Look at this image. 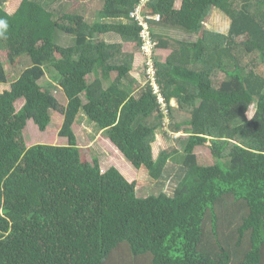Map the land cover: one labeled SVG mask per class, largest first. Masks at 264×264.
I'll list each match as a JSON object with an SVG mask.
<instances>
[{
	"label": "trees",
	"instance_id": "1",
	"mask_svg": "<svg viewBox=\"0 0 264 264\" xmlns=\"http://www.w3.org/2000/svg\"><path fill=\"white\" fill-rule=\"evenodd\" d=\"M7 1L0 46L29 64L11 76L0 55V84H10L0 91V264H112L121 251L123 264H264V0H101L93 21L72 8L85 0H21L13 12ZM139 7L156 49L171 53L154 59L153 81L116 75L106 86L135 66L125 44L143 46ZM218 10L227 32L206 25ZM178 109L189 114L171 125L183 149L156 157L157 131ZM52 110L68 144L27 146L28 120L45 131ZM80 113L172 192L141 197L118 168L83 161ZM208 142L212 164L195 152Z\"/></svg>",
	"mask_w": 264,
	"mask_h": 264
},
{
	"label": "rangeland",
	"instance_id": "2",
	"mask_svg": "<svg viewBox=\"0 0 264 264\" xmlns=\"http://www.w3.org/2000/svg\"><path fill=\"white\" fill-rule=\"evenodd\" d=\"M21 0H8L4 6L9 12H13L17 9L19 2ZM182 0H176L175 6L179 8L181 6ZM101 4V0H85L82 2H75L72 5V8L83 13L86 18L90 21H93L97 18V9ZM229 20L226 18V15L220 10L215 11L213 16L206 23L207 27L210 29L224 31L227 32L229 27ZM156 29L164 30L163 27L155 26ZM168 30L169 34L174 37H178L181 39L192 38L193 35H188L187 32L180 28H170ZM106 39L109 41H117L118 36L113 33H109L106 36ZM72 40V37L68 35H62L58 42L61 44H68ZM125 48L127 51L135 52V66L129 72V76L123 75L119 72H113L110 77L104 78V83L107 84L116 77V75L131 77H138L139 83L143 86L149 80L147 74H151V66L154 63V59L165 60L166 57L171 53L170 49L158 48L156 47L146 53L141 48L137 49L135 43H127L125 44ZM0 55L6 58L7 55V47L0 46ZM25 55H20L17 57L16 62L13 65L7 58L5 59V67L7 71H10V75L13 76L14 72L12 69L15 68V72L17 74L20 73L23 67L29 64V61H26ZM149 70V71H148ZM94 75H90L88 77L89 80H92ZM148 80V81H147ZM153 81V79H152ZM53 82V81H52ZM10 84H0V91L8 88ZM157 90V85H155ZM59 96V101L63 104H66L67 100L63 96L62 92L56 93ZM162 101V100H161ZM172 105L177 107L176 99L171 101ZM24 104V100L20 99L16 102V107L20 109ZM255 112V108H251L248 112V116L252 117ZM52 120L48 125L45 131H41L37 124L29 119L24 129V138L27 146H31L37 143H45V144H58V145H67L68 139L67 137H63L59 134L61 126L63 124L64 116L56 111H51ZM189 118V114L180 109L175 110L173 118H166V122L164 127L158 129L156 141L153 143V153L157 157L161 151L164 149H177L178 151H182L183 146L179 144L177 141V137L180 135H184V132L181 130L179 132H173L171 130V125L173 123L179 124L181 122L186 121ZM74 131L77 135L78 144L81 150L82 160L89 161L93 164H97L101 167L102 171H106L111 167L118 168L128 180L136 181L137 183V194L141 197H146L149 194H157L161 190H165L167 192H172V184H168L166 186L159 185L158 181L153 179L147 172V170L142 168L135 167L126 157L125 155L109 140L105 137V135L98 131L90 121H88L84 115L79 114V118L76 121L74 126ZM209 142L203 146H199L196 148L195 152L197 153L199 160L203 163H214L216 159L212 156ZM149 257V256H148ZM143 256L138 260H141V264H151L150 257ZM112 264H123V254L121 253L116 255L114 254L112 257Z\"/></svg>",
	"mask_w": 264,
	"mask_h": 264
},
{
	"label": "built area",
	"instance_id": "3",
	"mask_svg": "<svg viewBox=\"0 0 264 264\" xmlns=\"http://www.w3.org/2000/svg\"><path fill=\"white\" fill-rule=\"evenodd\" d=\"M131 16L135 17L137 20H139V22L141 24H143V26H144V30L141 32V36H142V38L144 40L143 46H142L141 49L143 51H145L146 53H148L149 51H152L155 48L156 43L153 41V39L151 37V33H150V30H149L148 18H153V17H151L149 15L148 16H144L141 7L137 8L134 12H132ZM156 19L159 20L160 16L157 15ZM153 66H154V64H152V66H151V74L150 73L149 74L152 77V79L154 80L155 72H154V67Z\"/></svg>",
	"mask_w": 264,
	"mask_h": 264
}]
</instances>
